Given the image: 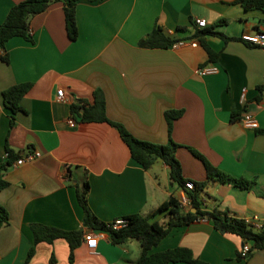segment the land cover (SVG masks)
Here are the masks:
<instances>
[{
	"label": "crops",
	"instance_id": "1",
	"mask_svg": "<svg viewBox=\"0 0 264 264\" xmlns=\"http://www.w3.org/2000/svg\"><path fill=\"white\" fill-rule=\"evenodd\" d=\"M23 1L0 0V26ZM240 1L81 0L75 41L66 31L63 4L53 3L31 19L32 42L22 37L7 42L2 56L9 60L0 58V163L7 145L16 154L37 157L4 175L8 186L0 192V206L9 222L0 229V264L135 262L141 252L138 241L114 245L107 233L95 232L98 246L88 249L84 235L92 229L84 225L78 199L86 180L91 186L88 205L106 224L136 214L152 216L172 196L181 200L188 194L171 181L162 160L149 170L137 163L117 127L82 121L73 113V105L92 107L97 94L104 98L111 122L139 140L160 145L169 141L165 113L182 110L171 138L179 146L176 157L184 179L207 183L199 194L203 210L227 209L246 221L257 217L264 223V43L242 41L243 35L264 33V8ZM196 19L234 38L206 37L218 53L214 63L194 37ZM156 28L176 42L189 43L143 46ZM211 66L218 72L199 74ZM20 84H31V89L11 127L3 93ZM59 90L64 91L62 100ZM246 114L258 121V129L245 127ZM204 161L233 178L256 179V185L245 190L208 180ZM163 220V215L151 219ZM36 225L83 233L73 259L63 238L36 243ZM243 245L240 237L222 234L201 219L174 228L151 253L185 247L209 264H264V251L239 260Z\"/></svg>",
	"mask_w": 264,
	"mask_h": 264
},
{
	"label": "trees",
	"instance_id": "2",
	"mask_svg": "<svg viewBox=\"0 0 264 264\" xmlns=\"http://www.w3.org/2000/svg\"><path fill=\"white\" fill-rule=\"evenodd\" d=\"M81 0H25L14 5L6 20L0 26V49L6 50V44L15 37H22L32 42L33 37L30 32L31 19L45 12L53 3H61L64 6L65 24L68 37L75 41L78 38L79 31L76 21V7ZM96 1V0H89ZM239 3L247 7L264 8V0H241ZM207 36H216L225 41L234 40L223 33L215 32L213 29L202 28L196 30L194 37L198 39L201 46L207 52L210 62L214 63L218 59V53L214 52L206 42ZM176 41L167 37L160 28H156L143 40V46L148 48H168ZM1 58L8 62L7 54ZM31 89V84L16 85L3 93L5 106L11 111L10 125H15V115L22 111L21 101L23 97ZM263 87H259L262 91ZM73 113L80 114L82 121L106 122L118 128L123 142L130 150L131 157L139 163L145 170H149L158 160H162L170 168V179L172 182L178 183L185 188L187 180L184 179L182 166L176 157V151L179 147L172 138V128L175 120L183 115V111H168L165 117L168 123L169 141L165 145L155 144L142 141L134 137L122 125L111 122L106 115L105 100L101 94H97L95 104L86 108L84 106L73 105ZM237 116L233 115L232 120H236ZM7 155L3 162L0 163V192L8 186L4 175L9 171L12 165L21 157L16 154L10 147L6 146ZM201 157V156H200ZM202 158V157H201ZM203 159V158H202ZM205 162L208 180H217L222 183L233 184L236 187L245 190H252L257 180H246L243 178H233L212 167ZM195 183V190L187 191L191 200L189 208H183L180 201L172 196L168 201L163 203L152 216H143L136 214L123 219L128 224L119 230H114L110 224H106L99 220L88 205V194L90 192V183L86 180L83 188L78 192V199L84 211V225L94 232H104L110 237V241L114 245H124L130 241H138L141 245V252L135 262L129 264H170V263H186V264H209L195 257L193 251L185 247H177L163 252L151 253V251L159 245V243L177 227H185L195 223L198 220L205 219L213 224V227L222 234H232L243 240L244 246H249L248 253L244 256L242 250L238 255L239 260L250 258L257 251H264V227L257 230L249 224L245 219L239 218L230 210L214 209L212 211L203 210L199 201V194L207 187V183ZM196 209V212L193 210ZM163 215V221L152 222V217ZM9 214L7 210L0 206V229L4 224H8ZM35 232L36 243L48 242L52 243L56 239L63 238L69 243L73 259L74 250L81 244L83 233L81 232H65L55 228H48L36 225L33 227ZM243 249V248H242ZM33 249L29 258L32 256Z\"/></svg>",
	"mask_w": 264,
	"mask_h": 264
},
{
	"label": "built area",
	"instance_id": "3",
	"mask_svg": "<svg viewBox=\"0 0 264 264\" xmlns=\"http://www.w3.org/2000/svg\"><path fill=\"white\" fill-rule=\"evenodd\" d=\"M195 25L199 29L207 27L206 21H204L202 19H196ZM242 41H244L246 43L254 44V45L263 44L264 43V33L255 34V35H243ZM188 43L189 42H187V41H178V42L173 43L171 47L179 48V47L184 46ZM190 44L192 46L196 47L198 45V42L192 41ZM2 54H3L2 49H0V58H1ZM217 72H218V68L215 66H211V67L203 68L199 72V74L204 76V75L215 74ZM58 96H59V99H61V100L64 99V91L59 90ZM242 121H243L246 128L254 129V130L259 128L258 121L253 116H251L249 114L244 115ZM36 157H37L36 154L29 152L28 154L21 156L12 166L17 167V166H21L27 162H32L36 159ZM185 190L186 191L195 190V183L193 181H187V183L185 185ZM179 201H180L181 207H183V208H189L191 205V200H190L188 194ZM247 222L249 224H251L252 226H254L257 230L264 227V223L260 222V220L257 217H255L253 220H250ZM127 224H128L127 220L122 218V219H118V220L114 221L113 223L110 224V226L114 230H119L120 228L126 226ZM84 240L86 242L88 249L95 250L98 246L99 237L94 231L91 230L84 235ZM248 251H249V246L246 245L242 249V254L245 256L248 253Z\"/></svg>",
	"mask_w": 264,
	"mask_h": 264
},
{
	"label": "water",
	"instance_id": "4",
	"mask_svg": "<svg viewBox=\"0 0 264 264\" xmlns=\"http://www.w3.org/2000/svg\"><path fill=\"white\" fill-rule=\"evenodd\" d=\"M193 212H196V209H194ZM243 247H244V245H243Z\"/></svg>",
	"mask_w": 264,
	"mask_h": 264
}]
</instances>
